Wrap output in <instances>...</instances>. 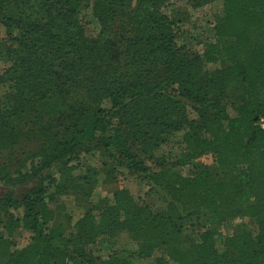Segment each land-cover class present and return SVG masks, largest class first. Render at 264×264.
I'll return each instance as SVG.
<instances>
[{"label": "trees", "instance_id": "trees-1", "mask_svg": "<svg viewBox=\"0 0 264 264\" xmlns=\"http://www.w3.org/2000/svg\"><path fill=\"white\" fill-rule=\"evenodd\" d=\"M174 1L0 0V84L14 86L0 108V213L9 233L33 232L7 257L0 247V264H139L97 261L90 246L122 234L149 264H264V0H183L222 5L201 53L180 42ZM179 133L212 166L167 179L164 210L124 188L93 200L121 174L148 182L164 171L151 164H184L158 156ZM99 154L98 167L80 164ZM61 195L84 212L52 227ZM237 217L249 222L223 237Z\"/></svg>", "mask_w": 264, "mask_h": 264}, {"label": "rangeland", "instance_id": "rangeland-1", "mask_svg": "<svg viewBox=\"0 0 264 264\" xmlns=\"http://www.w3.org/2000/svg\"><path fill=\"white\" fill-rule=\"evenodd\" d=\"M180 10L183 12V21L180 23V42L187 46L189 49L196 53H201L206 44L215 40L214 25L218 18L222 15V5L220 2L205 4L200 7H192L186 3V1L179 0L174 1ZM172 6H169L167 14H170ZM178 11V10H177ZM177 14V12H176ZM91 21V33L95 34L99 31V26L95 20ZM1 35H5L4 28L1 29ZM1 46V45H0ZM10 67L9 62L0 60V74ZM220 67V64L208 63L205 64V70L212 71ZM14 90L13 82L5 80L0 84V108L7 110L11 107L12 92ZM194 112L190 113V117H194ZM158 156H166L170 160L176 162L182 160L184 164L167 166L164 169L156 168L154 163L151 164L153 172L162 171V175L156 179L143 180L135 175L124 173L119 175L112 183L99 185L93 195V200L97 201L99 198L111 197L114 190L127 189L130 194L141 204L149 206L155 211H161L166 208L167 194H166V180L171 177H186L190 170L201 166H212V159L210 155H195L194 152L184 142L183 133H179L174 137V140L162 147L158 151ZM100 154L97 155H85L80 159V164L83 168L87 166L98 167L100 164ZM9 190V186L0 185V197L4 196ZM23 192L20 188L16 191V194ZM64 209V210H63ZM84 209L80 207L75 201L74 197L68 195H61L57 197L55 207V218L51 223L52 227H56L58 224L66 223L65 215H69L73 220H77L82 216ZM1 225L0 234L3 236L4 241L3 251L7 257L8 252L12 250H21L30 244L33 232L24 228H16L9 233L5 227L6 218L4 214L0 213ZM243 222H249L248 219L237 217L232 220H228L221 225L222 236L226 237L236 232L238 226ZM90 248L94 252V255L98 262L104 260L112 253H118L120 255L127 256L133 263L149 264L151 260H143L138 258L137 244L127 234H122L116 238H100ZM162 250L155 252V256L163 255ZM72 264V263H71Z\"/></svg>", "mask_w": 264, "mask_h": 264}, {"label": "built area", "instance_id": "built-area-1", "mask_svg": "<svg viewBox=\"0 0 264 264\" xmlns=\"http://www.w3.org/2000/svg\"><path fill=\"white\" fill-rule=\"evenodd\" d=\"M259 124H260V126L264 129V118H261V119H260Z\"/></svg>", "mask_w": 264, "mask_h": 264}]
</instances>
